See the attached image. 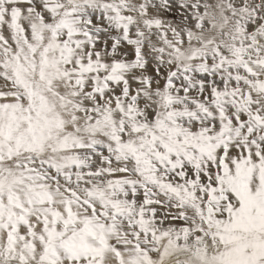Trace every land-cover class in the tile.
<instances>
[{
    "label": "snow or ice",
    "instance_id": "6c2138e0",
    "mask_svg": "<svg viewBox=\"0 0 264 264\" xmlns=\"http://www.w3.org/2000/svg\"><path fill=\"white\" fill-rule=\"evenodd\" d=\"M0 264H264V0H0Z\"/></svg>",
    "mask_w": 264,
    "mask_h": 264
}]
</instances>
